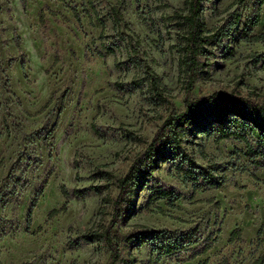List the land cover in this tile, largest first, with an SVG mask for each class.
Returning <instances> with one entry per match:
<instances>
[{"label": "rangeland", "instance_id": "1", "mask_svg": "<svg viewBox=\"0 0 264 264\" xmlns=\"http://www.w3.org/2000/svg\"><path fill=\"white\" fill-rule=\"evenodd\" d=\"M254 1L203 0L202 19L215 40L202 57L206 72L188 89L178 72L182 30L170 19L175 11L185 13V0H0V264H106L104 243L80 238L110 219L117 190L101 172L125 174L166 117L189 100L219 91L264 100V44L238 36ZM261 33L264 4L252 31ZM134 55L167 88L157 104L146 83L131 85L142 72L130 61ZM182 148L197 170L215 168L220 184L195 189L161 161L135 198L128 226L113 230L125 235L142 225L170 238L191 234L185 243L192 244L160 255L155 240L123 241L122 258L129 264L264 258V241L253 242L264 216V155L255 164L243 141L217 133L194 132ZM197 184H204L202 176ZM159 188L180 198L173 204L157 199L152 194ZM235 228L241 238L228 242ZM215 237L207 252L191 257Z\"/></svg>", "mask_w": 264, "mask_h": 264}, {"label": "trees", "instance_id": "2", "mask_svg": "<svg viewBox=\"0 0 264 264\" xmlns=\"http://www.w3.org/2000/svg\"><path fill=\"white\" fill-rule=\"evenodd\" d=\"M64 2L65 0H57ZM203 0H185V13L175 11L170 19H175L179 29L182 30L181 37L177 43L178 72L180 78L185 81L188 89H191L194 82L206 71H204L205 62L203 56L209 54L208 46L215 40V35L206 28L202 19ZM264 0H255L252 14L238 36L245 41L260 42L264 44V33L252 34L253 29L260 20V11ZM71 10L77 17L76 8L71 6ZM103 48L112 50L111 47L103 43ZM132 53H136L135 47ZM132 63L142 68L141 75H134L131 79V85L140 86L146 83L150 98L157 104L158 101L165 99L166 86L161 82L157 73L148 65L146 61L138 59L137 55L129 57ZM264 62V61H263ZM22 65H24L22 61ZM196 132L197 135L218 134V139L233 136L243 141L247 147L245 154L254 161L255 158L264 155V100L257 102L240 95L216 92L202 98L189 100L185 108L179 112L169 114L163 123L158 127L151 141L146 145L142 152L138 153L132 160L125 174L121 177H114L111 173H103L100 177L108 184H114L116 195L110 201L111 214L105 227L100 229H90L80 235L84 242L101 241L108 251V260L106 264H129L122 258L120 245L123 241H132L136 243L149 242L155 240V250L160 255L171 254L184 246L192 244L185 243L191 238V234L181 235L176 238L166 237V231H158L147 226H136L137 231L128 232L123 235L119 230H113L118 225L128 226L127 218L134 206L135 198L145 187L153 172L157 169L159 162L169 161L172 166L178 169L179 174H183V181L190 180L194 183L195 189L201 186H218L220 183L213 177L210 167L203 170H197L196 163L189 158L183 151L182 144L187 137ZM250 139L257 145L255 148ZM178 159V160H177ZM258 164L257 161H254ZM184 164H187L185 167ZM179 176V175H178ZM202 176L204 184H197L198 177ZM113 180V181H112ZM101 186H94L95 192H100ZM62 193L67 194L64 190ZM74 194H82L83 191L74 190ZM34 197L31 207L28 210V223L33 207L35 206L39 194ZM152 196L157 199L167 198L170 204H173L180 198L174 190L159 188L154 191ZM106 200V199H105ZM108 203L109 201H104ZM57 213L58 210H52ZM28 227V226H27ZM161 238V239H160ZM241 230L233 229L228 237V242L240 240ZM216 237L207 239V242L201 249L193 251L191 257L204 254L214 244ZM264 241V216L258 227L253 242L260 246ZM263 256H258L251 264H263Z\"/></svg>", "mask_w": 264, "mask_h": 264}]
</instances>
